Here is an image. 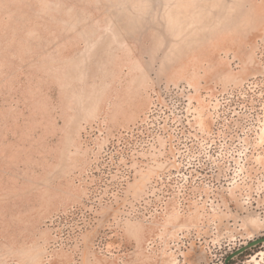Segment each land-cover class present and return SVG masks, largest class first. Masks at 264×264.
<instances>
[{"label":"rangeland","instance_id":"1","mask_svg":"<svg viewBox=\"0 0 264 264\" xmlns=\"http://www.w3.org/2000/svg\"><path fill=\"white\" fill-rule=\"evenodd\" d=\"M259 237L264 0H0V264H224Z\"/></svg>","mask_w":264,"mask_h":264},{"label":"water","instance_id":"2","mask_svg":"<svg viewBox=\"0 0 264 264\" xmlns=\"http://www.w3.org/2000/svg\"><path fill=\"white\" fill-rule=\"evenodd\" d=\"M263 241H264V237H259L257 239L251 240L249 243L237 248L236 250L231 252L229 255H227V257L225 258V263L224 264H227L230 258H232L233 256L241 253L246 248H249V247H251L253 245H256V244H258L260 242H263Z\"/></svg>","mask_w":264,"mask_h":264}]
</instances>
